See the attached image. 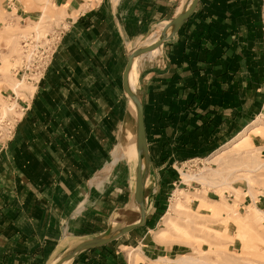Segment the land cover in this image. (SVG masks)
<instances>
[{
  "label": "crops",
  "instance_id": "obj_1",
  "mask_svg": "<svg viewBox=\"0 0 264 264\" xmlns=\"http://www.w3.org/2000/svg\"><path fill=\"white\" fill-rule=\"evenodd\" d=\"M189 1L46 0L25 8L17 0L23 21L39 18L48 4L64 30L29 91L0 87L10 97L14 92L17 105L10 132L0 141V264H50L68 240L98 235L116 212L132 208L130 179L118 188L112 177L102 191L92 180L122 127H134L123 89L128 52ZM262 4L198 0L160 53L143 56L137 66L149 153L144 194L153 205L160 208L170 185L184 183L173 172L176 165L202 160L264 115ZM256 129L247 133L264 160V131ZM236 189L240 207L264 208V191L255 193L244 183ZM134 213L119 216L118 223H131L125 219ZM148 219L146 213L144 225L68 264H150L147 255L132 261L128 250L143 240L134 232Z\"/></svg>",
  "mask_w": 264,
  "mask_h": 264
},
{
  "label": "rangeland",
  "instance_id": "obj_2",
  "mask_svg": "<svg viewBox=\"0 0 264 264\" xmlns=\"http://www.w3.org/2000/svg\"><path fill=\"white\" fill-rule=\"evenodd\" d=\"M5 1L0 0V87L13 89V85L19 81L15 80L11 68L19 62L20 36L38 26L56 22L61 17L53 9H43L50 7L47 4L41 8L37 20L23 21L16 15L17 0L10 10L6 8ZM21 2L28 8L33 2L43 3L46 0ZM128 45L133 46L132 43ZM18 88L29 91L31 84L22 80ZM12 101L14 99L10 98L8 92H0V119L13 121L17 105L9 110ZM256 127L255 132L264 131V117H258L245 130L232 136L202 160L176 165L177 169L173 172L177 180L184 183L176 181V185H170L160 208L155 203L153 205L150 194H146L145 207L149 219L143 228L134 232L143 240H138V247L128 248L132 261L148 257L146 260L150 264H264V208L260 210V206L254 204L240 207L238 192L241 191L236 189L244 183L255 193L264 191V166L253 170V161L263 164L264 160L260 156V149L253 145L247 133V130ZM4 136L0 137V141ZM133 164L134 161L121 158L113 165L109 180L112 177L116 179L111 181V185L117 184L118 187L124 180L133 181ZM213 172L216 173L211 176L213 185L182 176L184 173L200 177ZM229 194H234L235 199ZM136 218L137 214L134 213L131 219L125 220L133 222ZM188 257L196 261L182 260Z\"/></svg>",
  "mask_w": 264,
  "mask_h": 264
},
{
  "label": "water",
  "instance_id": "obj_3",
  "mask_svg": "<svg viewBox=\"0 0 264 264\" xmlns=\"http://www.w3.org/2000/svg\"><path fill=\"white\" fill-rule=\"evenodd\" d=\"M197 2L198 0H190L183 10L167 20V23L162 28L156 40L149 44H138L132 48L127 55V62L123 71V89L133 104L135 113V145L137 152L134 177L132 181V208H127L116 212L112 225L107 227L102 233L88 238L68 240L62 249L54 256L50 264H68L73 258H75L77 255H80L82 252L105 245L124 235L130 230L145 224L147 212L145 207L146 196L144 194V190L149 169V153L143 120V104L141 98L138 95L136 86L133 88L130 84L129 74L135 58L145 55L170 39L193 12ZM146 37L147 35H145L143 39ZM133 211L137 214L135 221L125 225H120L118 223L117 219L119 216H129L133 213Z\"/></svg>",
  "mask_w": 264,
  "mask_h": 264
},
{
  "label": "built area",
  "instance_id": "obj_4",
  "mask_svg": "<svg viewBox=\"0 0 264 264\" xmlns=\"http://www.w3.org/2000/svg\"><path fill=\"white\" fill-rule=\"evenodd\" d=\"M14 1L6 0V8L9 9ZM262 18L263 38L261 52L264 63V0L262 4ZM63 30L64 26L57 20L56 22H49L46 26H38L20 36L19 62L11 68V71L18 77L19 81L25 80L30 84L39 81L57 48ZM10 95V98L14 99V92L10 91ZM260 117H264V115H260ZM7 119H0V137L2 135L6 137L10 132L12 122ZM1 126H3L2 130ZM195 160L197 159H190L188 162H194Z\"/></svg>",
  "mask_w": 264,
  "mask_h": 264
},
{
  "label": "bare ground",
  "instance_id": "obj_5",
  "mask_svg": "<svg viewBox=\"0 0 264 264\" xmlns=\"http://www.w3.org/2000/svg\"><path fill=\"white\" fill-rule=\"evenodd\" d=\"M43 9H46V8H43ZM166 23L167 22H160L158 24L157 23L154 24V27L150 30V32L147 35V37L145 39L140 40L138 44H141V45L149 44V43L153 42L154 40H156V38L158 37V35L160 34L162 28L165 26ZM131 48H129V49H131ZM158 51H159V48L157 47V48L153 49L152 51L146 53L145 55L138 56L137 58H135V60L133 62V65H132V68H131V71H130V74H129L130 84H131V86L133 88H135L137 80H138L139 72L137 71V66L140 64L142 57L144 56V57L150 58L152 56H156ZM158 53H160V52H158ZM20 83H21V81H18L17 83H15L13 85V89L12 90L14 91V88L16 86H18V84H20ZM9 105L10 106L8 107V109L10 110L15 105L14 101H12ZM131 106L133 107V104ZM136 155H137V152H136V145H135V128L133 127V124L129 122V123H126L122 127L120 138L117 140L114 148L112 149L108 160L103 165V167L101 169V172L99 174L96 173L97 175L93 179L95 181L94 183L96 184L98 190L102 191L104 189V187L109 183V178H110L109 177V172H110L111 167L113 165H115L121 158H128L129 161L130 160L134 161L133 166H135V164H136ZM253 164H255V166H253L254 167L253 168L254 171H255V169H260V168H262L264 166V163L261 164L258 161H253ZM134 169H135V167H134ZM215 174L216 173L213 172V173H209V174H207L205 176L196 177V176H189V175H186V174L182 173V176L184 177V179L185 178L186 179H195V180L201 182L202 184L213 185L214 183L211 181V176H213ZM184 201H185V199H184ZM80 207H81V205L79 206V208ZM182 260H185V261H188V262L196 261V260H193V258L191 259L189 257L188 258H182Z\"/></svg>",
  "mask_w": 264,
  "mask_h": 264
}]
</instances>
